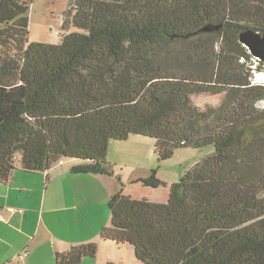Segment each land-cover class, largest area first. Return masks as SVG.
<instances>
[{
  "label": "trees",
  "instance_id": "trees-1",
  "mask_svg": "<svg viewBox=\"0 0 264 264\" xmlns=\"http://www.w3.org/2000/svg\"><path fill=\"white\" fill-rule=\"evenodd\" d=\"M31 3L0 0V183L64 161L73 175H111L109 144L132 136L152 140L159 163L212 146L165 203L120 186L100 243L130 246L140 264H264V85L239 41L264 37V0H74L58 44L28 43ZM221 94L217 107L192 100ZM138 182L161 184L156 170Z\"/></svg>",
  "mask_w": 264,
  "mask_h": 264
},
{
  "label": "crops",
  "instance_id": "crops-1",
  "mask_svg": "<svg viewBox=\"0 0 264 264\" xmlns=\"http://www.w3.org/2000/svg\"><path fill=\"white\" fill-rule=\"evenodd\" d=\"M70 168H51L44 173L34 174L15 171L6 182L0 183V264H56V253L64 252L73 243H94L96 237L95 243H100L99 232L101 228L107 227L105 220L97 216L90 219L82 213V216L65 213L70 208L81 210L77 204L60 206L63 202H70L76 193V187L80 185L77 184L80 180L78 176H94L83 180L89 186L99 187L105 197L102 204L106 205L120 187V180L118 184L112 174L109 175L113 178L112 182L104 183L99 177L107 175H73ZM144 175L132 176L128 183L140 184L138 181L144 179ZM140 185L142 188L130 192V198L154 203H163L168 199V190L154 195ZM164 185L170 186L168 183ZM48 191L52 202L46 197ZM54 204L56 206L52 207ZM20 209L24 210L23 214L18 212ZM69 223L75 229H70ZM85 226H90L92 230ZM24 250L29 254L22 258L20 253ZM92 260L86 259L80 264H93Z\"/></svg>",
  "mask_w": 264,
  "mask_h": 264
},
{
  "label": "rangeland",
  "instance_id": "rangeland-1",
  "mask_svg": "<svg viewBox=\"0 0 264 264\" xmlns=\"http://www.w3.org/2000/svg\"><path fill=\"white\" fill-rule=\"evenodd\" d=\"M73 1L74 0H32L28 14V43L58 44L65 34L73 32L74 29L72 26L62 29L64 15L66 11L70 9V5ZM254 67L262 68V70L253 72L252 82L254 84L264 85V63L261 62V64H259V62L256 61ZM222 99L223 94L215 96L200 95L194 97L192 100L197 107L204 109L205 106H219ZM213 151L214 149L212 146L199 149L183 148L177 150L167 161L159 163L154 154V142L150 139L132 136L124 142H112L109 144L105 162L109 171L113 174L114 180L117 181L118 184L120 180V186L125 196H129L130 192L138 187L142 188L140 185L141 183H128V180L132 176L144 173L145 178H147L152 170H156V178L161 184L155 189L150 187H145L144 189L154 195H160L163 193L164 189L169 192L170 186H165V183L171 185L178 182L189 168L206 156L211 155ZM64 166L69 168L72 167L73 161L60 162L53 168L60 169V167ZM85 177L94 176H78L80 180L77 184L80 185L76 187V193L73 194L70 202H63L60 208L63 206H72V203L77 204L80 206L79 208L81 210L74 211L70 208L65 213H78L77 215L79 216H82L80 214L82 213L90 217V219H92L93 216H97L101 220H105L108 227L110 225V213L106 203L102 204V202L105 201V197L102 191L99 190V187L85 184L83 180ZM99 179L104 181V183H109L113 180L109 175L99 177ZM46 197L52 202L49 191L46 193ZM55 206L56 204L52 207ZM81 219L85 221L84 218ZM68 226L70 229H75L70 223ZM85 228L92 230L90 226H85ZM96 240L97 237L94 239V243ZM81 244L80 242L73 243L65 251L78 247ZM21 253H23V251ZM92 263L140 264L135 260L133 249L130 246H119L110 242L98 243V250Z\"/></svg>",
  "mask_w": 264,
  "mask_h": 264
},
{
  "label": "water",
  "instance_id": "water-1",
  "mask_svg": "<svg viewBox=\"0 0 264 264\" xmlns=\"http://www.w3.org/2000/svg\"><path fill=\"white\" fill-rule=\"evenodd\" d=\"M239 41L255 59L264 63V37L246 32L240 35Z\"/></svg>",
  "mask_w": 264,
  "mask_h": 264
},
{
  "label": "built area",
  "instance_id": "built-area-1",
  "mask_svg": "<svg viewBox=\"0 0 264 264\" xmlns=\"http://www.w3.org/2000/svg\"><path fill=\"white\" fill-rule=\"evenodd\" d=\"M10 212H13V209H10ZM18 212L21 213V214H23L24 213V210L20 209V210H18ZM26 255H27L26 252H23L22 253V257H25Z\"/></svg>",
  "mask_w": 264,
  "mask_h": 264
}]
</instances>
